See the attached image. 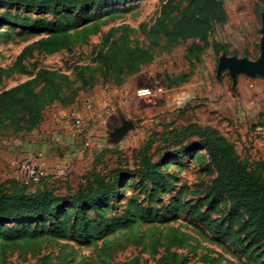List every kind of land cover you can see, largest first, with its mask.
Listing matches in <instances>:
<instances>
[{
    "label": "rangeland",
    "instance_id": "1",
    "mask_svg": "<svg viewBox=\"0 0 264 264\" xmlns=\"http://www.w3.org/2000/svg\"><path fill=\"white\" fill-rule=\"evenodd\" d=\"M166 1L135 0L94 7L77 15L80 26L58 35L0 25V92L32 78L41 69L67 76L73 88L81 84L78 71L92 87L127 84L126 98L120 106L115 105L106 121L94 124L89 114L81 113L84 124L77 129L81 140L66 149L59 160L50 161L43 178H27L21 169L27 162H10L3 153L0 182L15 180L29 192L45 187L63 195L68 189L84 186L85 177L93 170L133 169L134 158L144 145L149 146L161 172L157 181L136 176L123 180L114 196L84 211L87 218L104 224L131 216L130 226L117 228L102 239L76 242L35 235L59 224H73L70 210L42 221L0 223V264H125L132 258L141 264H155L165 254L183 258L184 264H252L241 249L250 241L244 233L237 237L228 232L218 234L193 211L213 222L233 212L224 197L210 191L216 171L206 152L192 151L165 160L162 156L175 147L164 143L171 138L172 129L197 124L232 144L242 164L250 167L264 159V77L238 74L233 79L227 70H218L222 56L251 62L259 59L264 0H223L226 23L212 29L201 53L191 51L197 41L179 42L166 49L163 36L152 33ZM61 15L53 8L27 12L0 5L3 20L29 17L55 22ZM48 42L49 51L40 45ZM112 42L148 50L152 55L151 61L119 86L114 84L115 71L99 61V54ZM56 45L59 47L54 49ZM216 45L223 49L219 54L213 50ZM145 87H160L163 94L152 100L137 98L136 91ZM91 89L87 86L81 92ZM121 118L131 121L134 128L112 143L110 133L121 125ZM20 138L23 136L0 138V149L7 152ZM140 209L158 214L171 211V215L151 222ZM10 231H29L32 236L12 240Z\"/></svg>",
    "mask_w": 264,
    "mask_h": 264
},
{
    "label": "trees",
    "instance_id": "2",
    "mask_svg": "<svg viewBox=\"0 0 264 264\" xmlns=\"http://www.w3.org/2000/svg\"><path fill=\"white\" fill-rule=\"evenodd\" d=\"M133 1L135 0H0V5L23 8L27 12L53 8L62 13L55 22L14 17L0 19V25L31 27L58 35L73 26H80L81 20L77 15L86 10ZM226 20L223 0H167L161 8V20L152 29V33L163 36L166 49H171L179 42L197 41L198 44L191 51L201 53L208 45L212 29L216 25L225 24ZM40 45L49 51L48 45L51 43ZM58 47L56 45L54 49ZM213 50L216 54L223 51L217 45L213 46ZM151 58L148 50L131 48L117 42H112L103 54H99V61L103 66L115 71L114 84L117 86L122 84L123 79L135 74L141 65L151 61ZM76 77L81 84L73 88V82L67 76L41 69L32 78L1 91L0 138L24 137L40 126L46 108L56 102L62 107H69L87 86L92 88L82 72H76ZM169 135L171 138L164 140V143L170 142L175 147L164 153L162 160L204 150L216 171L210 191L224 197L233 210L220 222L209 221L207 216L193 210L196 216L208 226L215 227L218 234L228 232L237 237L240 232L244 233L250 239L246 246H241L247 259L252 264H264V250L260 252L262 247L264 249V159L256 161L250 167L242 164L232 144L215 131L201 128L197 124H190L180 130L172 129ZM149 149L148 145H144L138 150L133 169L119 166L104 172L93 170L85 177L84 186H79L74 191L68 189L63 195L45 187L29 192L25 185L15 180L0 182V223L42 221L70 210L74 218L73 224H59L35 235L76 242L102 239L117 228H127L132 222L131 216L104 224L87 218L84 211L114 196L122 181L131 176L149 182L159 180L160 167L158 162L153 161ZM139 212L151 222L171 215V211L158 214L140 209ZM31 236L29 231L9 232V239L12 240ZM125 264L141 263L132 258ZM155 264H184V259H178L174 254H165Z\"/></svg>",
    "mask_w": 264,
    "mask_h": 264
},
{
    "label": "crops",
    "instance_id": "3",
    "mask_svg": "<svg viewBox=\"0 0 264 264\" xmlns=\"http://www.w3.org/2000/svg\"><path fill=\"white\" fill-rule=\"evenodd\" d=\"M126 85L111 88L96 85L87 93L80 92L76 101L69 107H62L57 102L53 103L44 111L40 126L13 142V146H10L7 152L0 149V157L5 156L6 153L10 162L21 160L47 170L50 161L59 160L66 149L76 145L78 139L81 140L77 136V129H81L84 120H81L80 127H76L71 116L62 118V114L70 112L79 117H82L81 113L89 114L94 124L104 122L113 114L115 105L120 106L126 98ZM79 101L84 102L80 104ZM66 146L68 147L65 148Z\"/></svg>",
    "mask_w": 264,
    "mask_h": 264
},
{
    "label": "water",
    "instance_id": "4",
    "mask_svg": "<svg viewBox=\"0 0 264 264\" xmlns=\"http://www.w3.org/2000/svg\"><path fill=\"white\" fill-rule=\"evenodd\" d=\"M261 40H260V56L257 61L251 62L247 59H238L236 57L222 56L219 58L218 70H227L229 75L234 79L238 74L247 75L250 77H264V15L261 19ZM121 125L114 128L110 133L112 143H118L123 136L134 128L131 121L123 118Z\"/></svg>",
    "mask_w": 264,
    "mask_h": 264
},
{
    "label": "built area",
    "instance_id": "5",
    "mask_svg": "<svg viewBox=\"0 0 264 264\" xmlns=\"http://www.w3.org/2000/svg\"><path fill=\"white\" fill-rule=\"evenodd\" d=\"M163 94V90L160 87H154V88H150V87H145V88H141L138 89L136 91V96L139 99H146V100H152L157 98L158 96H161ZM71 116L74 122V125L76 127H80L81 126V117L77 116V114H70V112H64L62 114V118L65 117H69ZM21 169L24 173V175L32 180H39L41 178H43L45 176V172L43 169H41L39 166H37L36 164H23L21 166Z\"/></svg>",
    "mask_w": 264,
    "mask_h": 264
}]
</instances>
